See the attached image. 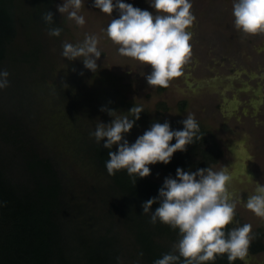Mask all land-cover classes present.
<instances>
[{"label": "trees", "instance_id": "1", "mask_svg": "<svg viewBox=\"0 0 264 264\" xmlns=\"http://www.w3.org/2000/svg\"><path fill=\"white\" fill-rule=\"evenodd\" d=\"M55 1L0 0V70L11 65L6 89L12 94L8 99L13 109L26 112L27 117L35 116L33 109L27 107L33 95L24 87L21 70L27 63L31 78L32 71L43 67L47 55L40 38L44 31L60 27L61 35L64 32L55 13ZM47 11L53 14L52 25L42 20ZM10 85L21 92V100L16 103ZM67 97L63 98L77 116L75 132L71 129L69 135V152L76 166L89 164L87 174L77 176V183L71 181L57 157L44 153L29 120L9 117L0 90V264H155L165 254L178 256L173 248L180 238L178 229L172 230L159 221L152 224L151 213L143 214L142 204L158 197L164 183L159 173L175 179L177 168L214 169L223 157L214 134L197 121L200 139L194 138L186 151L174 153L169 164L150 165L149 177L137 178L134 185L126 170L109 176L105 141L98 144L90 136L95 128ZM153 122L165 121L144 111L134 127L145 126L147 131ZM169 123L173 131L183 129L182 122ZM116 150L113 146L112 151ZM158 206L153 204L151 211ZM235 218L239 216L235 214ZM233 227L234 221L225 229L226 234ZM263 240L264 235H256L249 252H263ZM175 264H184L183 258ZM205 264L229 261L225 254Z\"/></svg>", "mask_w": 264, "mask_h": 264}, {"label": "rangeland", "instance_id": "2", "mask_svg": "<svg viewBox=\"0 0 264 264\" xmlns=\"http://www.w3.org/2000/svg\"><path fill=\"white\" fill-rule=\"evenodd\" d=\"M122 2L154 12L148 0ZM233 2L190 0L196 17L190 29L191 60L184 66L183 75L168 88L152 89L145 79L150 67L119 54L118 46L106 35L111 17L94 8V0H84L80 11L85 18L83 27L62 17L57 5H62L63 0H56L55 13L64 25V32L59 37H50L44 31L40 38L47 55L43 67L35 73L32 71L31 78L27 63L21 70L24 87L33 95L32 103L26 106L33 109L35 116L27 117L26 112L13 109L8 99L12 92L7 89L1 90L6 101L5 112L9 117L29 120L44 153L59 159L73 183L79 182L77 176L87 174L89 164L76 166L72 161L69 135L72 130L75 132L77 116L63 98L65 95L80 107L78 112L94 128L98 120L105 125L112 122L113 118L100 110L102 107L124 115L135 104L142 106L150 117L168 122H182L188 114H193L196 121L214 134L223 150V157L213 170L226 168L231 176L228 192L237 202L235 213L239 216V219L234 217L233 228L251 224L254 236L264 235V219L256 217L243 204L254 192V182L264 185V35L242 38L234 27ZM112 16L119 18V13L114 11ZM86 34L99 40L101 57L95 73L85 69L82 61H69L61 55L65 42L80 44ZM4 70L11 73V65L6 64ZM10 90H13L11 85ZM13 92L16 103L21 100V92ZM164 106L168 109L164 110ZM145 131V126L133 127L125 139L131 145ZM158 176L162 181L167 178L161 173ZM241 262L264 264V251L251 254L248 250Z\"/></svg>", "mask_w": 264, "mask_h": 264}, {"label": "clouds", "instance_id": "3", "mask_svg": "<svg viewBox=\"0 0 264 264\" xmlns=\"http://www.w3.org/2000/svg\"><path fill=\"white\" fill-rule=\"evenodd\" d=\"M148 3L154 12L141 10L122 0H94L93 7L111 17L106 35L118 46L119 54L150 67L151 72L145 77L150 88L166 89L183 75L184 66L191 60L190 29L196 17L191 11L190 0H148ZM83 7L84 0H63L62 5H57V11L83 27L85 18L80 15ZM114 11L119 13V18H113ZM232 15L234 27L242 38L264 35V0H234ZM42 20L48 25L54 24L50 11L42 16ZM61 32L60 27L48 29L50 37H59ZM98 43L95 35L86 34L80 44L65 42L61 55L69 61H82L85 69L95 73L101 57ZM9 75L7 70H0V90L9 86ZM100 110L106 111L113 118L112 122L105 125L98 120L90 136L98 144L105 141L103 147L109 150L105 163L109 176L126 170L134 185L137 178L149 177L150 165L169 164L174 153L186 151L194 138L200 139L197 135L199 125L194 115L188 114L182 121V130H171L168 121L153 122L150 129L130 145L125 136L140 119L143 107L134 104L124 115L103 107ZM173 139L174 144L171 143ZM113 146L117 147L116 151H112ZM230 182L226 168L214 171L211 167L196 171L177 168L175 179L165 178L158 197L144 202L142 209L143 214L151 213L152 224L159 221L172 230L178 229L180 238L173 246L178 256L165 254L155 264H175L180 258L184 264H205L225 254L229 264L245 260L255 236L251 224L225 232L233 223L237 206L228 192ZM254 183V192L243 204L256 217L264 219V185ZM157 203L159 206L152 212L153 204Z\"/></svg>", "mask_w": 264, "mask_h": 264}]
</instances>
